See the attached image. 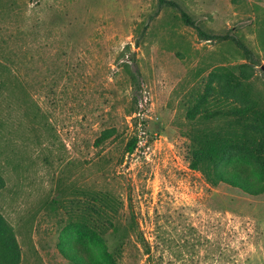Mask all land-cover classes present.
<instances>
[{"label":"rangeland","instance_id":"374dc122","mask_svg":"<svg viewBox=\"0 0 264 264\" xmlns=\"http://www.w3.org/2000/svg\"><path fill=\"white\" fill-rule=\"evenodd\" d=\"M241 64L264 108V0H0V215L19 264H70L62 232L97 194L118 207V264H264V193L188 161L195 96Z\"/></svg>","mask_w":264,"mask_h":264},{"label":"trees","instance_id":"16d2710c","mask_svg":"<svg viewBox=\"0 0 264 264\" xmlns=\"http://www.w3.org/2000/svg\"><path fill=\"white\" fill-rule=\"evenodd\" d=\"M165 0H159V4ZM182 21L191 23L182 13ZM204 35V34H203ZM204 35V40H209ZM249 58V57H248ZM249 60H252L249 58ZM253 64V63H252ZM253 68L241 64L215 75L203 93L195 96L187 118L188 161L212 186H232L250 196L264 193V108L249 89ZM131 83H137L132 73ZM114 130H105L94 144L99 147ZM135 142L128 144L132 154ZM3 179L0 176V189ZM80 220L66 226L58 245L70 264H118V250L111 249L107 232L117 231L116 207L107 195H85ZM120 252V251H119ZM20 250L12 227L0 215V264H19Z\"/></svg>","mask_w":264,"mask_h":264}]
</instances>
